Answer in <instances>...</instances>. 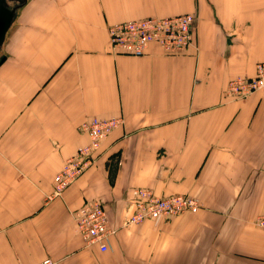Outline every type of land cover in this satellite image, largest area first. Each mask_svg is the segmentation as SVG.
I'll return each mask as SVG.
<instances>
[{
	"label": "crops",
	"instance_id": "0c3cea01",
	"mask_svg": "<svg viewBox=\"0 0 264 264\" xmlns=\"http://www.w3.org/2000/svg\"><path fill=\"white\" fill-rule=\"evenodd\" d=\"M4 1L0 264H264V89L225 95L264 61V0ZM183 13L193 16L183 54L109 47V25ZM91 117L122 123L51 197ZM133 188L198 209L128 223ZM88 200L106 213V251L84 243L71 216Z\"/></svg>",
	"mask_w": 264,
	"mask_h": 264
},
{
	"label": "built area",
	"instance_id": "2783aa9c",
	"mask_svg": "<svg viewBox=\"0 0 264 264\" xmlns=\"http://www.w3.org/2000/svg\"><path fill=\"white\" fill-rule=\"evenodd\" d=\"M192 24L193 16L189 13L124 20L107 27L109 47L114 53L135 57L143 55L150 46L157 47L167 56L183 54L192 43ZM262 89L264 61L254 65L253 75L229 80L225 95L232 100L243 99ZM121 123L120 117H91L77 126V130L86 135L87 141L75 148L54 175L51 197L60 196L65 188L93 165L101 141ZM131 199L132 210L128 223L133 224L158 216L194 213L198 209V204L192 197L179 194L158 196L146 188H133ZM71 216L84 243L95 244L100 251L107 250L111 229L99 201L84 202L72 211ZM255 224L264 229V213L256 217ZM34 264L56 263L50 258H43Z\"/></svg>",
	"mask_w": 264,
	"mask_h": 264
},
{
	"label": "water",
	"instance_id": "95a60500",
	"mask_svg": "<svg viewBox=\"0 0 264 264\" xmlns=\"http://www.w3.org/2000/svg\"><path fill=\"white\" fill-rule=\"evenodd\" d=\"M12 14H13V10L7 8L4 0H0V45L4 38L6 29L9 26V23L11 21ZM1 61H2V58H0V62Z\"/></svg>",
	"mask_w": 264,
	"mask_h": 264
},
{
	"label": "rangeland",
	"instance_id": "374dc122",
	"mask_svg": "<svg viewBox=\"0 0 264 264\" xmlns=\"http://www.w3.org/2000/svg\"><path fill=\"white\" fill-rule=\"evenodd\" d=\"M1 45H2V44H1ZM1 45H0V58H2V60H3V57L1 56L2 51H3V48L1 49Z\"/></svg>",
	"mask_w": 264,
	"mask_h": 264
}]
</instances>
